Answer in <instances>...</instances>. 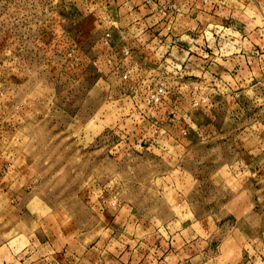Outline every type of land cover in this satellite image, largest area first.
Returning <instances> with one entry per match:
<instances>
[{
	"label": "rangeland",
	"instance_id": "1",
	"mask_svg": "<svg viewBox=\"0 0 264 264\" xmlns=\"http://www.w3.org/2000/svg\"><path fill=\"white\" fill-rule=\"evenodd\" d=\"M103 1L0 0V264H135L169 232L238 264L264 241V79L153 127L98 69ZM216 1L263 25L264 0Z\"/></svg>",
	"mask_w": 264,
	"mask_h": 264
},
{
	"label": "built area",
	"instance_id": "2",
	"mask_svg": "<svg viewBox=\"0 0 264 264\" xmlns=\"http://www.w3.org/2000/svg\"><path fill=\"white\" fill-rule=\"evenodd\" d=\"M136 1H128L132 4L129 14L141 9L149 10V21L135 20L134 23L141 24L142 28L138 27L130 39L127 35L114 32L118 28V15L107 12L105 23L108 26L101 40L103 53L98 69L103 76L114 77L128 85L127 98L133 113L147 116V122L153 127L165 121L168 115L170 118L167 120L172 127L182 136H187L195 124L191 115L180 106L187 104L191 110H196L209 98V90L215 86L228 88L229 82L210 75L206 69L205 76L191 75L187 67L189 60L181 59L173 52L174 48L179 49L175 34L181 13L174 1ZM128 2L124 1L121 5ZM103 3L110 7L114 0H104ZM204 51L200 58L205 62L219 56L211 49ZM159 130L165 131L162 127Z\"/></svg>",
	"mask_w": 264,
	"mask_h": 264
},
{
	"label": "crops",
	"instance_id": "3",
	"mask_svg": "<svg viewBox=\"0 0 264 264\" xmlns=\"http://www.w3.org/2000/svg\"><path fill=\"white\" fill-rule=\"evenodd\" d=\"M124 1L129 0H114V4L110 5L118 15V28L114 32L132 39L133 32L138 27L142 28L141 24L134 21H149L147 15L150 12L141 9L129 14L132 4L128 2L129 4L121 5ZM169 1H174L181 11L175 34L179 49L174 48L173 52L181 59L189 60L187 67L191 75L205 76L206 69L210 75H216L227 82L233 81L240 86L259 83L264 79V16L261 20L263 25H257L250 31L249 22L246 24L240 17V22L234 23L232 14L225 11L226 8L216 0ZM133 2L137 3L136 0ZM256 21L255 17L253 22ZM204 49H211L219 56L205 62L200 58L205 53ZM167 235L161 238L159 245H147L148 251L137 258L135 264H190L193 261L191 252L199 245L185 240L181 233L174 235L169 232ZM177 235L181 236V245L177 243ZM259 246L261 247L254 250L246 249L244 260L238 264H264V241L259 242ZM130 255L128 263L133 264L135 257L132 252ZM121 260L123 261L120 259L119 264ZM113 264L118 262L113 261Z\"/></svg>",
	"mask_w": 264,
	"mask_h": 264
}]
</instances>
